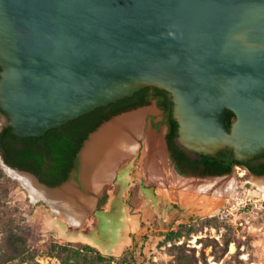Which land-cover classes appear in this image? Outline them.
<instances>
[{
	"label": "water",
	"instance_id": "95a60500",
	"mask_svg": "<svg viewBox=\"0 0 264 264\" xmlns=\"http://www.w3.org/2000/svg\"><path fill=\"white\" fill-rule=\"evenodd\" d=\"M0 130L41 137L145 87L170 93L176 144L245 162L264 153V0H0ZM235 118L228 128L225 112ZM154 100L103 121L83 141L80 182L48 186L0 164L29 192L78 223L145 134L142 164L210 206L232 191V172L179 175ZM264 190V174H252ZM264 196V195H263Z\"/></svg>",
	"mask_w": 264,
	"mask_h": 264
},
{
	"label": "rangeland",
	"instance_id": "374dc122",
	"mask_svg": "<svg viewBox=\"0 0 264 264\" xmlns=\"http://www.w3.org/2000/svg\"><path fill=\"white\" fill-rule=\"evenodd\" d=\"M138 143L107 185L106 202L76 225L43 199L32 202L0 164V264H63L66 249L82 244L106 257L90 264H264V190L244 168L233 167L231 193L210 206L168 176L150 179L145 134ZM181 226L192 230L167 238Z\"/></svg>",
	"mask_w": 264,
	"mask_h": 264
},
{
	"label": "trees",
	"instance_id": "16d2710c",
	"mask_svg": "<svg viewBox=\"0 0 264 264\" xmlns=\"http://www.w3.org/2000/svg\"><path fill=\"white\" fill-rule=\"evenodd\" d=\"M1 71V67H0ZM156 101L157 107L164 113V118L159 123H152L157 128L161 123L166 124V143L170 152V159L174 164V170L179 175H186L178 164L184 162L191 167V172H199L201 176L223 175L232 172L234 166L244 168L249 175L264 174V164L259 166H249L248 162L237 161L232 152L222 150L215 156L193 154L190 158L180 150L176 144L178 123L173 118V101L169 92L157 87H145L134 93L130 97L110 103L104 107H98L74 120L68 121L64 125L49 129L41 137L20 138L12 132L9 125H4L0 130V156L5 164L30 172L38 177L39 181L48 186H57L70 178L71 174L78 171V153L83 141L88 134L94 131L103 121L120 112L134 109ZM0 113H5L0 109ZM6 116V115H5ZM233 113L229 110L225 112V123L229 128L230 118ZM45 158L51 160L45 170L43 168ZM248 166L245 168V166ZM182 228L168 233V239H176L182 236ZM192 227H185L189 233ZM172 251L179 246L172 245ZM67 255L62 259L63 264H90L91 261L104 257L95 247L89 244H82L79 248H68Z\"/></svg>",
	"mask_w": 264,
	"mask_h": 264
},
{
	"label": "flooded vegetation",
	"instance_id": "af4514ba",
	"mask_svg": "<svg viewBox=\"0 0 264 264\" xmlns=\"http://www.w3.org/2000/svg\"><path fill=\"white\" fill-rule=\"evenodd\" d=\"M155 101V100H154ZM155 103H156V101H155ZM156 106H157V104H156ZM158 108V107H157ZM161 112H162V115H163V118H164V113H163V111L160 109V108H158ZM0 114H2V113H0ZM162 118V119H163ZM234 118H235V116H234V114H233V116L230 118V122L232 123V121L234 120ZM166 145H167V143H166ZM180 148V147H179ZM167 153H168V158H169V160L171 161V159H170V152H169V150H168V145H167ZM180 150H182L181 148H180ZM183 151V150H182ZM184 152V151H183ZM185 154H188V156L190 157V158H194V155L193 154H191V153H186V152H184ZM78 159H79V163H78V171L77 172H73L72 174H71V176H70V178L69 179H67L66 181H70V180H72V179H75V181H76V183L78 184L79 182H80V175H81V159L79 158V156H78ZM143 162V161H142ZM245 162H248V165L249 166H259V165H262V164H264V153H262V154H259V155H257V156H255L254 158H252V159H249V160H247V161H245ZM51 163V160H49V159H47V158H45V160H44V165H43V168L46 170L47 169V166H49V164ZM171 163H172V161H171ZM178 164L180 165V167H181V169L183 170V171H186V175H192V176H197V177H201V175L199 174V172L202 170V167H200L199 168V170H198V172H196V173H192L191 172V167L188 165V164H185L184 162H178ZM172 165H173V167H174V164L172 163ZM144 166V165H143ZM246 167H248L247 165L245 166V168ZM12 168H14V167H12ZM145 168V167H144ZM18 169V168H17ZM157 172H153V171H148L147 170V174H150V176H148L150 179H154V178H159V176H158V173H157V175H155ZM155 190L156 189V187L155 186H152V190ZM113 191V188H111V187H109V186H105V188L103 189V191H102V196L100 197V199H98V202H97V207L101 204H103V203H105L106 202V200H105V198H106V194H108L109 192H112ZM96 211H98V209L97 210H95V212Z\"/></svg>",
	"mask_w": 264,
	"mask_h": 264
},
{
	"label": "bare ground",
	"instance_id": "6f19581e",
	"mask_svg": "<svg viewBox=\"0 0 264 264\" xmlns=\"http://www.w3.org/2000/svg\"><path fill=\"white\" fill-rule=\"evenodd\" d=\"M141 136H142V135H141ZM140 138H141V137H140ZM138 144H139V143H138ZM138 144H137L135 150L131 153V155L135 153L136 149L138 148ZM131 155H130V156H131ZM130 156H129V157H130ZM129 157H128V158H129ZM145 169H146V168H145ZM150 172H151V171H150ZM114 173H115V172H114ZM157 173H158V172H157ZM157 173H156L155 175H157ZM8 175H9V174H8ZM9 176H10V175H9ZM113 176H114V174H113ZM113 176H112V177H113ZM158 176H159V173H158ZM11 177H12V176H11ZM111 180H112V178H111ZM111 180H110V181H111ZM253 183H254V182H253ZM159 184H160V183H159ZM254 184H255V183H254ZM180 188H181V187H180ZM181 190H182V189H181ZM27 191H28V190H27ZM37 200H38V199H37ZM53 211H54V210H53ZM54 212H55V211H54ZM55 213H56V212H55ZM66 220H67V219H66ZM82 220H83V219H82ZM82 220H81V221H82ZM67 221H68V223H70V224H72V225H76V224H79V223L81 222V221H80V222H78V223H73V222H71V221H69V220H67Z\"/></svg>",
	"mask_w": 264,
	"mask_h": 264
},
{
	"label": "crops",
	"instance_id": "0c3cea01",
	"mask_svg": "<svg viewBox=\"0 0 264 264\" xmlns=\"http://www.w3.org/2000/svg\"><path fill=\"white\" fill-rule=\"evenodd\" d=\"M160 177V176H159ZM135 224H137L136 222H135ZM138 226V225H137Z\"/></svg>",
	"mask_w": 264,
	"mask_h": 264
}]
</instances>
